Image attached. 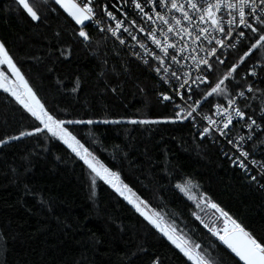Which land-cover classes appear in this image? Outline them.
Listing matches in <instances>:
<instances>
[{
    "label": "trees",
    "instance_id": "obj_1",
    "mask_svg": "<svg viewBox=\"0 0 264 264\" xmlns=\"http://www.w3.org/2000/svg\"><path fill=\"white\" fill-rule=\"evenodd\" d=\"M29 4L39 19L18 0H0V43L45 110L212 264H243L196 214L207 199L264 242V187L219 143L179 120L173 105L158 99L149 71L118 43L89 23L80 26L55 0ZM256 28L213 65L196 97H207L205 110L223 103L254 81L242 73L262 61L240 108L262 124L249 152L264 163V42L252 48L264 25ZM238 63L224 91L208 96ZM1 70L11 79L6 65ZM37 127L43 125L0 88V264H192L59 138Z\"/></svg>",
    "mask_w": 264,
    "mask_h": 264
},
{
    "label": "built area",
    "instance_id": "obj_2",
    "mask_svg": "<svg viewBox=\"0 0 264 264\" xmlns=\"http://www.w3.org/2000/svg\"><path fill=\"white\" fill-rule=\"evenodd\" d=\"M76 2L82 7L87 0H76ZM137 2L144 7V12L153 16V21H155V23L149 21L147 17L136 8L135 4ZM181 2H183V0H181ZM197 2H201V0H197ZM232 2L236 3V0H232ZM259 2L260 0H256L257 4H259ZM90 6L93 8L94 15L92 19H88L87 23L97 29L99 33L109 36L112 40L123 47L135 61L149 71L159 89L158 99L162 103H171L179 120L191 123L200 138L211 140L213 143H219L222 147L221 152L225 157L231 160L243 173L252 176V178L254 177L253 180L257 181L264 187V163L261 160L256 159L254 155L249 152V146L262 130V124L259 120L249 117L240 108L241 102L246 98L247 94L251 92L249 89L252 90V85L261 69L260 63L258 62L250 65L249 68L242 73L243 79L253 78L254 80L249 83L243 91H241L244 93L243 96H240L241 92H239L238 94L225 99L223 103H217L214 106L209 107L208 110L204 109L205 100L196 97V94L202 91L208 83L213 65L215 63H220V60H224V58L230 52L236 50L246 38L247 31L250 28L239 24L238 12H234L232 16L228 14L229 10L227 9L218 13V15L224 17L222 25L225 29V33L229 32L231 29L230 35H225V33L219 32L207 22L200 23L199 27L209 29V33L207 34L208 39L204 38V33H200L201 38L195 43H193L192 37L184 36L181 40L180 37L168 33L171 37L169 42L176 43L177 48L169 49L170 55L165 57L161 49L153 44L148 36V32L155 28L157 29V37L163 40V36L160 34L159 29L163 28L165 31L167 30V25H163L160 21L156 20L153 4L150 0H104L102 3H100V0H92ZM155 11H160L161 14L166 15V18L173 24L174 21L171 19L172 16L180 18V13L174 11L168 13L166 8H160L157 6ZM108 12H111L115 19L110 18ZM250 12L251 0L249 6L245 8L248 23L252 24L253 27L264 25L257 23L256 21V16H259L261 20H264V4H261L260 7L257 8L255 15H250ZM233 16L235 17L236 23L233 25L227 24V21L232 19ZM121 21L123 23L121 27L117 29L116 25ZM133 21H135V25H133ZM197 22L199 23L198 17ZM182 23L187 26L186 21H182ZM141 27L144 28L145 31L141 32ZM125 28H127L128 31H124ZM190 30L194 32L199 31L198 28L194 27ZM114 31L115 34H113ZM241 32L243 35H240ZM133 37H136V39H133ZM209 40H211V43H209ZM217 40H223L224 45L221 46L216 43ZM121 41H123V43ZM142 44L144 47H141ZM213 48L216 49L215 55L211 54V49ZM180 49H183V51H180ZM171 54L176 55L177 62L171 60ZM156 56L164 58L163 66L160 64V61L156 59ZM201 60H208V64L200 63ZM157 68L160 69L159 72L156 71ZM165 69H167V71H165ZM173 72L176 73L175 76L172 75ZM181 84L184 85L183 88L180 87ZM164 96H169L171 99L165 100L163 99ZM229 100H233L235 103L230 106L228 103ZM217 105H221L222 108L227 109V111L218 113ZM237 108L244 112L245 115L243 118L236 116L235 110ZM193 109L195 110L193 111ZM188 112H192V116L185 118L187 117ZM229 115L233 117L232 123L229 125L228 129H224L223 125L227 122V117ZM205 117H210L215 123H210ZM253 120L256 121L255 124H252ZM249 125H251V127H249ZM205 128L209 129L207 133L204 132ZM221 130L226 134L222 135ZM241 137H243V139H241ZM229 141H231V143H229ZM241 151L247 152L248 156L246 158L241 156ZM253 161L255 163H253ZM241 162H243L245 167L240 166ZM210 203L212 204V202ZM220 218L223 222V228V217L220 215ZM159 221L162 227L171 229V227L160 218ZM198 221L209 231L204 223L200 220ZM154 227L159 230L155 225ZM210 232L213 234L212 231ZM160 233L169 240L161 231ZM173 235L179 236L176 232H173ZM169 242L171 241L169 240Z\"/></svg>",
    "mask_w": 264,
    "mask_h": 264
},
{
    "label": "snow or ice",
    "instance_id": "obj_3",
    "mask_svg": "<svg viewBox=\"0 0 264 264\" xmlns=\"http://www.w3.org/2000/svg\"><path fill=\"white\" fill-rule=\"evenodd\" d=\"M18 2L28 12L32 19H39L37 12L34 11L33 8L30 6L29 0H18ZM55 2L57 4H60L61 7L68 11L69 15H71L78 24H83L85 20L92 19L94 15L93 8L90 6L92 0H87V2L84 3L82 7L79 3L76 2V0H55ZM150 2L153 4V10L156 20L160 21L163 25H167V30L165 31L163 28L159 29L160 34L163 36V40L157 37V29L155 28L148 32V36L151 39L152 43L161 49L165 57L170 55L169 49L177 48L176 43L169 42L171 37L168 35V33H172L174 36L180 37L181 40L184 36L192 37L193 43H195L196 41L200 40V33H204V38L208 39L207 34L209 33V29L199 27L200 23L206 22L210 23L211 26H213L219 32L225 33V29L222 25L224 17L218 15V13H221L224 9L229 10L228 14L230 16H232L234 12H238L240 25H244L245 27L251 28L252 32L260 31V29L253 27L252 24L248 23L246 19L245 8L249 6L250 0H236V3H233L232 0H214V2L213 0H201V2H197V0H183V2H181V0H150ZM261 4H264V0H260L259 4L256 3V0H251V12L249 14L255 15L257 8L260 7ZM135 6L137 9L140 10L141 13L144 14V16L147 17L149 21H153V16L144 12V7L140 3L137 2ZM157 6L160 8H166L168 13H171L173 11L180 13V18L172 16L171 19L172 21H174V24L171 23L169 19L166 18V15L161 14L160 11H155V8ZM108 16L110 18L115 19L111 12H108ZM197 17L199 23L197 22ZM182 21H186L187 26H185ZM256 21L257 23L264 24V20H261L259 16H256ZM122 23V21L117 23V29L121 27ZM132 23L133 25H135V21H133ZM153 23H155V21H153ZM235 23L236 20L234 16L232 19L227 21V24L229 25H233ZM193 27L198 28L199 31L194 32L190 30ZM124 31H128V29L125 28ZM140 31L143 32L145 31V29L141 27ZM113 34H115V31L113 32ZM230 34L231 29L229 30V32L225 33V35ZM79 35L81 37H84L85 39L88 38L87 34L83 30L80 31ZM240 35H243V33L241 32ZM133 39H136V37H133ZM260 41H264V35H261L259 37V40L256 44L252 45V48H256ZM121 42L123 43V41ZM209 43H211V40H209ZM216 43L220 44L221 46L224 45L223 40H217ZM141 47H144V45L142 44ZM180 51H183V49H180ZM215 53L216 49H211V54L215 55ZM249 54L250 52H246L245 56ZM156 59L159 60L160 64L163 66L164 58L156 56ZM171 60L173 62H177V57L175 54H171ZM200 63L208 64V60H201ZM220 63H224V61L220 60ZM0 64L8 65L13 74L23 85L24 91L20 92L16 89L6 86L3 83H0V88H3L5 92H11V95L16 98V100L24 107V109H26L29 113H31L33 117L40 121V123L43 125V128L37 127L35 129V132L38 133L47 130V132L51 133L52 136L59 137V139H61L65 144H67L68 147L71 148L77 156H80L81 159L84 160V162L88 165L91 171L95 173L96 177L111 184L112 187L121 196H124V189H127V185H124L123 188L117 185L114 182V178L118 179L117 174L110 172L103 165H98V162H94V157L92 159H89L88 157L91 156V153H89L87 149H83V145H81L80 142L76 140V137L73 136L70 132H68L66 128H64L63 125L65 121L55 119L52 115L48 113V111L45 110L44 105L40 103L39 99H37L36 94L32 91L30 87H28L27 81L24 80V77L21 75L19 69L15 66V64H13L12 59L8 55L3 44H0ZM156 71L159 72L160 69L157 68ZM165 71H167V69H165ZM235 71L236 69L232 68V70L228 73L227 76L224 77V79L220 80L219 83H216L214 87H211V91L208 92L207 95L212 96L213 94H219L223 92L224 89L221 88V85H223L225 83V80L229 79V77H231L232 73ZM172 75L175 76L176 73L173 72ZM2 77L3 73H0V78ZM180 87L183 88L184 85L181 84ZM249 91H251V89H249ZM243 95L244 93L241 92L240 96ZM163 99L169 100L171 99V97L164 96ZM205 99H207V97H205ZM228 103L231 106L235 103V101L229 100ZM194 110L195 109H193V111ZM217 111L218 113H221L226 112L227 109L222 108L221 105H217ZM235 111L237 117H244V112H242L239 108H237ZM191 116L192 112H188L187 117L185 118ZM205 119H208L210 123H215L211 120L210 117H205ZM232 120L233 117L229 115L227 117V122L223 125V128L228 129L229 125L232 123ZM132 122L135 123L136 121ZM146 122L147 121H141V123ZM68 123L72 122L68 121ZM77 123H80V121H77ZM87 123H92V121H87ZM255 123L256 121L253 120L252 124ZM249 127H251V125H249ZM208 131V128L204 129L205 133H207ZM32 134V132L21 133V135ZM221 134L224 135L226 133L221 130ZM241 139H243V137H241ZM229 143H231V141H229ZM80 149H83V154L81 153ZM240 155L246 158L248 156V153L241 151ZM253 163L255 162L253 161ZM240 166L245 167L243 162L240 163ZM92 183L93 185L95 184V179H93ZM181 190L184 191L183 188ZM125 198L129 199V203H133L130 198ZM134 206L136 207V210L141 213V215H145V213L141 211L139 204H135ZM211 207L220 212L221 217H223L224 227L222 229L210 228L209 231H212L213 235L217 236L218 239L227 247V249H229L231 253L235 255V257H238L239 261H242L243 264H264V242L256 238L249 231H247L236 220L232 219V217L229 216V214L225 212L222 208H220L217 204L212 203ZM154 216L158 217V214H154ZM145 218L148 219L152 224H154L176 246V248H178L184 254V256H186L188 260L192 262V264H212V262L208 258H206L205 255L197 251V249L200 248L199 244H195L190 247L188 241L184 240L182 237L173 235V232L175 231L174 229L162 227L158 218L146 215ZM205 226L207 227V225Z\"/></svg>",
    "mask_w": 264,
    "mask_h": 264
},
{
    "label": "rangeland",
    "instance_id": "obj_4",
    "mask_svg": "<svg viewBox=\"0 0 264 264\" xmlns=\"http://www.w3.org/2000/svg\"><path fill=\"white\" fill-rule=\"evenodd\" d=\"M60 5V4H59ZM61 6V5H60ZM63 8V7H62ZM64 9V8H63ZM65 10V9H64ZM66 11V10H65ZM68 13V11H66ZM69 14V13H68ZM88 20H85L83 24H79L80 26H84L87 23ZM86 33V32H85ZM264 41H260V43H263ZM259 43V44H260ZM1 44V43H0ZM231 54V53H230ZM224 61V60H223ZM262 67V61H258ZM14 64V63H13ZM221 64V63H220ZM2 65H6V68L8 69L11 79L6 77L4 75V73L1 70V66ZM240 63H238L234 68L236 69L237 67H239ZM246 71V70H245ZM244 71V72H245ZM243 72V73H244ZM0 73H3V77H2V83L5 84L8 87H11L13 89H16L20 92L24 91L23 85L21 84V82L18 80V78L13 74V72L11 71V69L8 67L7 64H0ZM22 75V74H21ZM209 83V82H208ZM205 98H203L204 100ZM65 128V127H64ZM47 131V130H46ZM51 134V133H50ZM59 138V137H57ZM61 140V139H60ZM62 141V140H61ZM63 142V141H62ZM64 143V142H63ZM65 144V143H64ZM67 147L68 145L65 144ZM69 148V147H68ZM71 149V148H70ZM83 149H85L83 147ZM83 149H80L81 153L83 154ZM72 150V149H71ZM75 153V152H74ZM76 155V153H75ZM77 156V155H76ZM79 159H81L80 156H77ZM89 159H92L93 156L91 155L90 157H88ZM82 161H84L83 159H81ZM94 162H98L96 159L94 160ZM98 165H101L98 162ZM110 171V170H109ZM111 172V171H110ZM114 182L119 185L121 188H123V186L125 184L121 183L119 181V179H115L114 178ZM111 185V184H110ZM130 190V191H129ZM128 203H129V199H126L125 197L130 198L133 203H129L131 204V206L136 210V207L134 206L135 204H139L141 211H143L145 213L146 216H153L154 218H158L157 216H154L153 212L149 209V207L144 203L143 200L139 199L132 191L131 189H129L127 187V189H124V196H122ZM137 211V210H136ZM138 212V211H137ZM140 213V212H139ZM141 214V213H140ZM144 215V216H145ZM199 217V218H198ZM196 218L198 220H200L202 223H204L205 225H207L208 229H216V228H222V224L223 222L221 221L220 218V214L216 209H213L211 207V203L207 201V199L202 198L201 200V210L199 211L198 214H196ZM159 219V218H158ZM162 220V219H161ZM175 233V231H174ZM179 237H182L181 235H179ZM184 240H186L184 237H182ZM187 241V240H186ZM189 246L191 247L192 245L188 242ZM198 251V250H197Z\"/></svg>",
    "mask_w": 264,
    "mask_h": 264
},
{
    "label": "crops",
    "instance_id": "obj_5",
    "mask_svg": "<svg viewBox=\"0 0 264 264\" xmlns=\"http://www.w3.org/2000/svg\"><path fill=\"white\" fill-rule=\"evenodd\" d=\"M71 16V15H70ZM71 18H73L72 16H71ZM74 19V18H73ZM75 20V19H74ZM238 258V257H237ZM242 262V261H241ZM243 263V262H242Z\"/></svg>",
    "mask_w": 264,
    "mask_h": 264
},
{
    "label": "bare ground",
    "instance_id": "obj_6",
    "mask_svg": "<svg viewBox=\"0 0 264 264\" xmlns=\"http://www.w3.org/2000/svg\"><path fill=\"white\" fill-rule=\"evenodd\" d=\"M252 91V90H251Z\"/></svg>",
    "mask_w": 264,
    "mask_h": 264
}]
</instances>
